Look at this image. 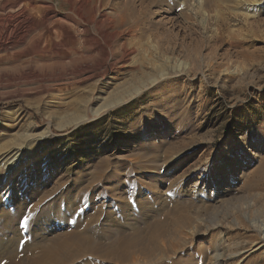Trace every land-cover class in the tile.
Segmentation results:
<instances>
[{
    "label": "rangeland",
    "instance_id": "obj_1",
    "mask_svg": "<svg viewBox=\"0 0 264 264\" xmlns=\"http://www.w3.org/2000/svg\"><path fill=\"white\" fill-rule=\"evenodd\" d=\"M44 1L60 41L72 36L83 51L96 34L107 82L167 74L76 124L96 79L31 78L28 56L0 52V155L24 145L0 156V264H30L75 233L99 253L139 239L132 264H264V0H90L79 13ZM229 247L242 254L228 259Z\"/></svg>",
    "mask_w": 264,
    "mask_h": 264
},
{
    "label": "bare ground",
    "instance_id": "obj_2",
    "mask_svg": "<svg viewBox=\"0 0 264 264\" xmlns=\"http://www.w3.org/2000/svg\"><path fill=\"white\" fill-rule=\"evenodd\" d=\"M67 1L72 6L71 11H76V13L81 12L80 9L86 4H89L90 8H95L93 4L90 3V0H82L79 3L77 0ZM54 15H56L55 5L44 0H0V52H8L15 49V58L28 56V60L19 65L22 66L23 69L26 68L27 72L25 73L30 75L31 78L50 76L48 72H54L57 76H59L58 79L56 76L57 82L64 85H71L69 82H62L65 80L67 81V79H65V74L70 72L74 77H76V83H83L86 81L89 82V80L96 79L94 84L89 88L86 98L84 97L85 99L78 103L79 107L69 123L78 124L86 122L91 120L93 117L120 106L131 100L133 97L141 94V92L149 85H154L166 76L167 73L165 70H157L154 73H145L143 77L138 78L137 82L129 83V86H127L128 84L119 85L115 82H107L105 79L107 72L106 62L101 63L96 61L97 57H100L102 52L96 34L91 35V38L87 40L88 43L90 42L89 49H85L83 51L76 50L74 48L77 44L76 38L69 36L65 39V41H60V33L63 32H59L57 29L55 30L54 26L57 25L58 21L54 22L52 20ZM91 21L96 24V16H93ZM84 32L86 34H92L89 28H86ZM17 49L19 51H17ZM125 54L128 56V52ZM103 56H105V60L108 61L110 59L109 51L104 50ZM67 60L69 61L67 62ZM121 67L123 68V66ZM98 103H100V105L96 107ZM50 126L51 124L47 122L46 129L49 131ZM56 127L60 129L63 127V124L58 123L56 124ZM27 139L28 138L25 136L24 140L26 141ZM23 146L20 145L17 148H12L3 152L0 156H8L10 153L14 152L15 149L19 150L23 148ZM17 162L18 161L15 160L13 162L14 165H16ZM10 170H12V168H10L8 172H11ZM260 174V184L264 185V168ZM252 186L254 185L252 184ZM94 217L89 218L88 221H92V218ZM161 235L162 227L157 225L153 227V232L149 237L150 242L148 243V247L145 249L146 255L149 256V258L152 257L155 251L159 250V248L156 247L157 242L154 240L158 237L162 238L160 237ZM64 236L65 239H71L72 242H62L63 240L58 241V238H55L50 244L45 246L43 244V247L41 248L37 247L40 249L38 250L39 255L34 256L31 259L30 264H73L75 262L77 263L79 260H82L81 264H100L101 260L105 262L107 260H114V258L119 261V264H132L136 262L132 253L139 246H137V244H139V239L137 238H132L127 241L124 240L126 243L122 247L115 245V243H111L112 246L109 245V247L99 253L100 249L97 248V245L94 244L93 241H91L92 238H90V235L87 233H83L82 235H80V233L70 235L65 234ZM65 239L64 241H67ZM225 240L230 241L228 239ZM260 248L261 245L257 247L258 250ZM233 250L234 251L230 248L227 251L229 253L227 254L228 259L242 254L240 250L235 251L234 248ZM87 255H96L100 260L95 261L93 259H89V257L85 258ZM221 259H219V261ZM150 263L152 264L154 261ZM247 264H251V262H248Z\"/></svg>",
    "mask_w": 264,
    "mask_h": 264
}]
</instances>
